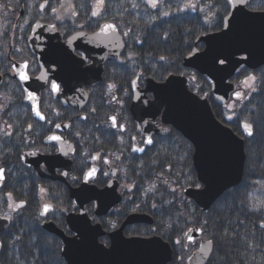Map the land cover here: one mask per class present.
Listing matches in <instances>:
<instances>
[{
	"label": "flooded vegetation",
	"instance_id": "1",
	"mask_svg": "<svg viewBox=\"0 0 264 264\" xmlns=\"http://www.w3.org/2000/svg\"><path fill=\"white\" fill-rule=\"evenodd\" d=\"M93 23L64 30L61 38L45 37L46 53L58 55L52 61L46 57L26 60L41 100L35 112L29 105L24 104L25 110L21 106V114L32 118L30 138L20 149V163L2 168L4 204L25 203L20 210L18 206L10 210V225L0 239L3 254L35 253L38 264H71L64 253L69 245L87 246L80 242L86 238L77 226L79 219L86 218L99 230L101 251L135 253L137 257L130 255L129 264H136L148 253L123 249L124 241L157 238L173 249L169 264H183V253L174 250L180 246L182 230L170 236L165 233L167 197L157 195L161 189L166 192L167 183L176 175L183 178L184 160L188 172L192 176L195 172L192 143L162 121L165 107L159 105L156 86L170 74L164 73L163 59L136 57V47L143 46L136 42L148 36L141 28L123 30L117 26L123 46L110 29L102 36L100 48L98 38L75 37L95 34L100 25ZM71 39L74 41L65 46ZM206 47L205 42L197 44L199 50ZM186 69L181 74L189 78L191 86L197 84L195 77L199 75ZM8 83L16 87L23 102L20 80L6 73L3 87ZM54 84L59 85V91ZM53 136L60 139H50ZM93 169L95 175L89 177ZM170 189L174 193L177 187ZM15 194L18 200H14ZM39 200H43L40 208L29 209ZM14 239L22 244L19 252L9 248ZM155 253L162 255V249Z\"/></svg>",
	"mask_w": 264,
	"mask_h": 264
},
{
	"label": "trees",
	"instance_id": "2",
	"mask_svg": "<svg viewBox=\"0 0 264 264\" xmlns=\"http://www.w3.org/2000/svg\"><path fill=\"white\" fill-rule=\"evenodd\" d=\"M94 2L99 3V0H72L66 3L62 0H0V75L8 69L9 57L16 58L15 51L10 52V47L13 50L25 47V37L29 31L26 21L56 22V16L74 15L71 9L75 8L80 15L70 23V27H73L90 15ZM163 3L154 8L147 0H103L99 6L104 4V13L99 20H111L123 30L143 29L148 36L136 42L143 43L142 47H136V57H163L160 63L164 64L166 75L186 73L182 61L192 50L195 39L201 34L221 29L229 7L226 0H163ZM250 8L264 10V0H253ZM22 9L25 16L20 17ZM52 9H57V12L53 13ZM63 25L64 21L60 23V26ZM147 39L152 43L146 44ZM252 76L256 78L254 81L249 79ZM195 79L198 84L194 91L211 98L217 117L228 121V125L246 139L244 178L239 185L226 191L209 211L203 212L183 193L190 180L197 183L195 173L192 176L188 172L184 160L181 171L183 178L175 177L167 183L166 192L161 189L157 193L159 197H167L164 200L167 202L165 233L182 229L184 234L186 229L198 225L214 242L208 264H264V67L256 70L242 67L235 75L233 81L242 98L233 110L228 108L230 104H216L208 82L200 76ZM12 96L5 104L3 89L0 92V159L5 156L10 163L18 160L20 149L30 137L27 135L29 132H25L26 116L24 119L17 117L19 109L24 112L26 107L23 105L24 110L21 108L16 91ZM1 107H8V110L3 111ZM245 123L252 127L251 137L244 133ZM8 124L15 130L19 125V133H3V128ZM172 186L177 187L174 193L170 189ZM0 264L38 263L27 253H9L1 256Z\"/></svg>",
	"mask_w": 264,
	"mask_h": 264
},
{
	"label": "water",
	"instance_id": "3",
	"mask_svg": "<svg viewBox=\"0 0 264 264\" xmlns=\"http://www.w3.org/2000/svg\"><path fill=\"white\" fill-rule=\"evenodd\" d=\"M248 2L249 0H228L231 10L224 19L223 30L201 36L197 42H205L206 49L200 52L195 48L184 60L185 66L196 69L209 81L214 100L219 104H225L230 92L235 89L234 84L228 80L241 65L244 64L251 69L264 65V12L249 11L246 9ZM106 25L113 24H104L97 34L98 37L100 36L99 48L103 45L102 36L109 29L118 36L116 27L106 28ZM48 30H50L49 26L42 23L34 25L28 40L33 52H35L36 36H41L40 32L47 36L45 32ZM95 40L96 38L90 41ZM119 42L123 46L120 37ZM51 49L54 52L55 48ZM64 49L65 46L61 48L62 51ZM48 50L40 52L42 57L50 58L51 61L58 57L51 51L47 54ZM243 54L246 58H240ZM221 60L225 63L221 64ZM57 61L58 59L55 60ZM20 66L25 69L24 64ZM102 68L101 65L99 77ZM22 83L28 94H34L33 90H37L35 81L30 78L22 80ZM156 88L160 99L159 105L165 107L163 122L173 125L195 146L194 164L198 179L204 187L188 189L185 194L194 199L204 210H208L224 191L242 181L246 161L245 140L216 118L208 99H202L193 93L189 89L186 77L171 75L165 83L157 84ZM246 132L248 134L247 130ZM78 222V233L86 238L80 242L87 246H68L64 256L71 264H129L130 255L136 256L135 253H128L122 249L101 251L97 244L99 230L92 227L86 218H81ZM7 226L8 221L0 219V232ZM53 230L61 234L56 228ZM124 243L123 249L148 253L136 264H167L172 258L169 244H162L157 238L135 239ZM212 248V242L211 244L209 241L202 242L199 251L188 259V264H205ZM160 249L162 255L155 253Z\"/></svg>",
	"mask_w": 264,
	"mask_h": 264
},
{
	"label": "snow or ice",
	"instance_id": "4",
	"mask_svg": "<svg viewBox=\"0 0 264 264\" xmlns=\"http://www.w3.org/2000/svg\"><path fill=\"white\" fill-rule=\"evenodd\" d=\"M99 3H103V0H99ZM150 3H151L152 6L155 8V7L158 6V4H159V0H150ZM62 7H63V5H62ZM191 7H195V5H191ZM52 10H53L54 12L57 11V9H52ZM97 14H98L97 12H93V15H94V16L97 15ZM164 15H167V13H164ZM58 18H60V17H58ZM105 27H106V28H114L115 26H114V25H106ZM161 59H164V58L161 57ZM220 63L223 64V63H225V61L221 60ZM13 67H17V65H13ZM24 67H25V68L28 67L27 63L24 64ZM20 78H21L22 80H28V79H29V76L27 75L26 72H21V73H20ZM249 79L254 81L256 78H255L254 76H252V77H249ZM245 83H247V81H245ZM53 88H54L56 91H59V85H55V84H54V85H53ZM236 97H237L238 99H240V98H242V94L239 93V92H237V93H236ZM29 98H30V99H35V97H34V95H33L32 93H29ZM37 115L40 116L41 119H44V117L40 114L39 111H37ZM112 119H113V122L115 123V117H113ZM229 119H232V117H229ZM57 127H59V125H57ZM244 128L248 131V134H249V135L252 134V127H251V125L245 123V124H244ZM50 139H53V140H59L60 137H58V136H53V137H50ZM149 143H151L150 140H149ZM139 150H140V151H143V149H139ZM95 171H96V170L93 169V170H92L91 172H89L87 175H88L89 177L94 176V175H95ZM65 175H67V173H65ZM0 179H3V170H0ZM262 206H264V204H262ZM254 207H255V205H254ZM47 211H48V207L46 206V207H45V212H47ZM209 244H211V241H209Z\"/></svg>",
	"mask_w": 264,
	"mask_h": 264
},
{
	"label": "rangeland",
	"instance_id": "5",
	"mask_svg": "<svg viewBox=\"0 0 264 264\" xmlns=\"http://www.w3.org/2000/svg\"><path fill=\"white\" fill-rule=\"evenodd\" d=\"M68 1H71V0H64L63 2L64 3H66V2H68ZM68 6V4L66 5V7ZM238 102V101H237ZM237 102L235 103V102H231L230 103V105L228 106V108L229 109H234L235 108V106L237 105ZM3 194H1V197H0V216H4V214L5 213H7L6 211H5V209H4V201H3ZM16 205L15 204H13V203H9L8 205H7V207L8 208H11V209H13L14 207H15ZM4 209V210H3ZM7 214H10V213H7ZM186 247H187V245H185V244H183V245H181V246H179L178 247V251L180 252V253H183V255H185V253H186Z\"/></svg>",
	"mask_w": 264,
	"mask_h": 264
}]
</instances>
